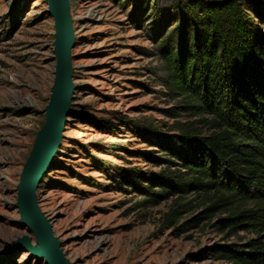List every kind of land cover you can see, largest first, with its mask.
<instances>
[{"label":"rangeland","instance_id":"1","mask_svg":"<svg viewBox=\"0 0 264 264\" xmlns=\"http://www.w3.org/2000/svg\"><path fill=\"white\" fill-rule=\"evenodd\" d=\"M75 90L64 138L37 189L44 214L73 264H229L217 247L251 233L222 230L211 211L197 228L177 227L211 206L189 193L150 202L130 171L182 170L150 138L197 124L188 101L170 89L161 41L175 48L193 29L190 7L221 0H70ZM251 17L264 0H241ZM261 24V23H260ZM55 22L46 0H0V264H45L12 243L20 225L17 185L45 125L55 78ZM153 139V138H152ZM143 186L150 183L139 181ZM158 189V187H154ZM183 204L176 221L167 218ZM35 240V239H34Z\"/></svg>","mask_w":264,"mask_h":264},{"label":"trees","instance_id":"2","mask_svg":"<svg viewBox=\"0 0 264 264\" xmlns=\"http://www.w3.org/2000/svg\"><path fill=\"white\" fill-rule=\"evenodd\" d=\"M256 11L260 21L241 0L200 3L189 8L194 27L189 34L180 30L175 48L171 37L163 38L170 89L202 116L200 127L188 124L178 134L149 130L168 158L155 159L182 170L128 175L150 202L178 194L210 196L211 206L177 229L197 228L209 211L211 217L226 213L218 219L222 230L254 235L245 244L217 247L229 264H264V10ZM143 180L151 186L141 185ZM184 207L167 215L172 224Z\"/></svg>","mask_w":264,"mask_h":264},{"label":"water","instance_id":"3","mask_svg":"<svg viewBox=\"0 0 264 264\" xmlns=\"http://www.w3.org/2000/svg\"><path fill=\"white\" fill-rule=\"evenodd\" d=\"M48 13L55 22V78L49 104L45 108L46 122L39 131L17 185L16 207L20 225L33 235H26L12 243V248L22 249L45 264H73L55 236L53 221L42 212L37 199V189L49 172L59 153L68 118L72 112L75 90L73 82L72 49L75 33L70 0H46Z\"/></svg>","mask_w":264,"mask_h":264}]
</instances>
